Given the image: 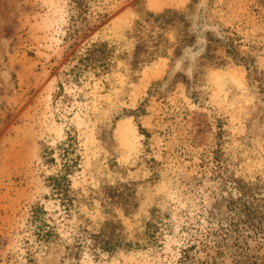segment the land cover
Segmentation results:
<instances>
[{"label":"rangeland","instance_id":"1","mask_svg":"<svg viewBox=\"0 0 264 264\" xmlns=\"http://www.w3.org/2000/svg\"><path fill=\"white\" fill-rule=\"evenodd\" d=\"M138 10L183 19L139 39ZM67 134L72 187L133 205L63 218L42 154ZM113 216L132 249L73 248ZM0 264H264V0H0Z\"/></svg>","mask_w":264,"mask_h":264},{"label":"trees","instance_id":"2","mask_svg":"<svg viewBox=\"0 0 264 264\" xmlns=\"http://www.w3.org/2000/svg\"><path fill=\"white\" fill-rule=\"evenodd\" d=\"M138 19L133 24V34L139 39L140 34L145 28L150 27L153 30L165 29L170 25H175V21L183 19V16L172 10H164L161 13H151L147 11L138 10ZM149 32V31H148ZM152 38L161 39V33L154 37V32L151 35ZM140 46V45H139ZM102 45H93L91 50H87L86 54L78 59V65L88 66L96 60V54L102 52ZM158 51V48H155ZM227 53L233 58V60H240L235 51H227ZM243 64L246 59L241 58ZM79 66H75V70ZM74 72V70H72ZM70 134L59 143L55 149H46L43 152L42 158L45 164L53 165V167L58 166V170L55 174L46 179V186L50 189L51 196L53 197V202L57 205L62 212L63 218H71L72 215L78 214L79 219H83L80 215V207L86 205L92 207L94 200H97L104 209L105 213L110 212L112 206L125 204L133 205L128 202V197L126 194L118 192V190L112 186L106 185L102 186L99 190L90 189L87 196L81 193L80 189H75L72 187L70 177L77 171V160L74 156V141ZM130 202V201H129ZM42 211L39 208H35L31 219L38 220L40 218ZM80 215V216H79ZM86 222V220H85ZM84 222V223H85ZM157 227L150 223L144 225L143 234L150 237L154 234V230ZM80 234H78L75 240L74 249L82 248L83 245H87L94 253L101 252L105 253L109 257L115 256L118 253H126L133 248L132 242H128L123 238L122 235V225L115 216L113 219L106 221L100 229L95 232H89L87 228H82V224L79 226ZM41 231L39 238L42 240H47L50 237L49 231H42V227L39 228ZM58 238L53 226V241ZM138 246V245H136Z\"/></svg>","mask_w":264,"mask_h":264}]
</instances>
